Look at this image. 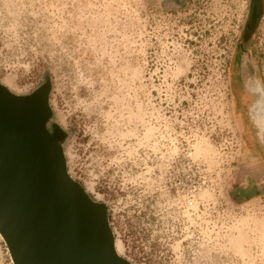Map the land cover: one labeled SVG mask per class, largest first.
<instances>
[{"label":"rangeland","instance_id":"374dc122","mask_svg":"<svg viewBox=\"0 0 264 264\" xmlns=\"http://www.w3.org/2000/svg\"><path fill=\"white\" fill-rule=\"evenodd\" d=\"M257 1L0 0V83L50 82L45 130L132 264H264Z\"/></svg>","mask_w":264,"mask_h":264},{"label":"water","instance_id":"95a60500","mask_svg":"<svg viewBox=\"0 0 264 264\" xmlns=\"http://www.w3.org/2000/svg\"><path fill=\"white\" fill-rule=\"evenodd\" d=\"M49 90L47 81L18 96L0 83V235L12 261L132 264L116 251L106 205L69 175L63 149L45 130Z\"/></svg>","mask_w":264,"mask_h":264},{"label":"flooded vegetation","instance_id":"af4514ba","mask_svg":"<svg viewBox=\"0 0 264 264\" xmlns=\"http://www.w3.org/2000/svg\"><path fill=\"white\" fill-rule=\"evenodd\" d=\"M253 1H255V4H257V10H258V1L252 0V3H253ZM252 7L253 6H251V10H252ZM251 79L252 78H250V75L246 74V76L244 77V87H245V84L248 82L252 84ZM250 93L257 94V97L249 105V115H250V118L252 120V123L254 124V126L257 129V135L261 139H264V117L262 116V113L260 111L261 109L259 110L257 108V102L260 98V93H255V92H250Z\"/></svg>","mask_w":264,"mask_h":264},{"label":"bare ground","instance_id":"6f19581e","mask_svg":"<svg viewBox=\"0 0 264 264\" xmlns=\"http://www.w3.org/2000/svg\"><path fill=\"white\" fill-rule=\"evenodd\" d=\"M251 79V83H246L245 84V89L248 90L249 92H255V93H260V98L257 102V108L261 111L262 116L264 117V96H262L260 89L258 88V83L256 81V78H254L253 76H250ZM253 118V117H252ZM256 119V118H255ZM1 236V235H0ZM2 238V236H1ZM3 239V238H2ZM115 248H116V242H115ZM117 251V250H116Z\"/></svg>","mask_w":264,"mask_h":264},{"label":"trees","instance_id":"16d2710c","mask_svg":"<svg viewBox=\"0 0 264 264\" xmlns=\"http://www.w3.org/2000/svg\"><path fill=\"white\" fill-rule=\"evenodd\" d=\"M252 6H253L252 7V12L254 10V13H255L254 15L256 16V18H259V14L257 12V4H255V1H253ZM253 27H255L254 24H252L251 26L248 24V28L246 29V38H248L250 36Z\"/></svg>","mask_w":264,"mask_h":264}]
</instances>
